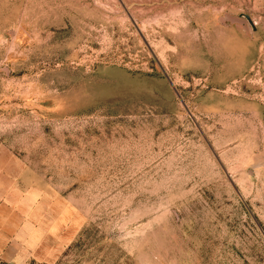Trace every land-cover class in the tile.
<instances>
[{"label":"rangeland","instance_id":"1","mask_svg":"<svg viewBox=\"0 0 264 264\" xmlns=\"http://www.w3.org/2000/svg\"><path fill=\"white\" fill-rule=\"evenodd\" d=\"M1 172L4 264H264V0H0Z\"/></svg>","mask_w":264,"mask_h":264},{"label":"crops","instance_id":"2","mask_svg":"<svg viewBox=\"0 0 264 264\" xmlns=\"http://www.w3.org/2000/svg\"><path fill=\"white\" fill-rule=\"evenodd\" d=\"M5 176L6 173L4 172L0 173V185H1L0 190L5 189L6 187L7 178ZM13 190H16V188H13ZM9 225L10 222L0 216V257L7 259L14 258L15 261H17L16 259L21 260L20 257L19 258L15 257L17 255L20 256L23 253L21 246V238L19 237V240L17 241L16 238H14L13 241L9 240V237L7 235Z\"/></svg>","mask_w":264,"mask_h":264},{"label":"built area","instance_id":"3","mask_svg":"<svg viewBox=\"0 0 264 264\" xmlns=\"http://www.w3.org/2000/svg\"><path fill=\"white\" fill-rule=\"evenodd\" d=\"M0 264H4V262L0 260Z\"/></svg>","mask_w":264,"mask_h":264}]
</instances>
